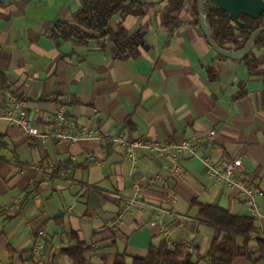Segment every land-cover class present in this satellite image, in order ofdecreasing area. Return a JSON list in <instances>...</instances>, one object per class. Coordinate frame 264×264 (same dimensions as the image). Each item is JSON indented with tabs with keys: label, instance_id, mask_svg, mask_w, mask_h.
<instances>
[{
	"label": "crops",
	"instance_id": "0c3cea01",
	"mask_svg": "<svg viewBox=\"0 0 264 264\" xmlns=\"http://www.w3.org/2000/svg\"><path fill=\"white\" fill-rule=\"evenodd\" d=\"M80 7L79 0H0V264H75L62 250L78 240L92 248L87 264H114L117 253L145 257L163 242L192 244L194 258L207 264L223 233L199 214V204L252 217L257 232L234 237L232 264H264V220L209 178L199 158L185 154L182 173L171 175L170 156L143 151L134 171L120 145L53 136L54 115L69 101L75 134L161 143L199 137V154L242 158L241 176L264 192V58L251 68L246 58L219 55L189 2L178 12L163 2L127 17L140 51L128 59L115 58L111 39L97 33L85 45L55 41V22L74 23ZM121 21L113 17L111 28ZM10 95L26 102L40 136L4 118ZM137 181L144 194L128 207ZM257 201L264 212V195Z\"/></svg>",
	"mask_w": 264,
	"mask_h": 264
},
{
	"label": "trees",
	"instance_id": "16d2710c",
	"mask_svg": "<svg viewBox=\"0 0 264 264\" xmlns=\"http://www.w3.org/2000/svg\"><path fill=\"white\" fill-rule=\"evenodd\" d=\"M81 7L74 23L58 20L51 30L55 41L74 39L79 45H85L94 36L99 34L100 38H110L114 44L113 56L117 59H128L137 56L139 46L136 42V33L130 32L124 25L129 16H144L147 14L145 5L130 0H79ZM185 2H189L198 12L197 0H165L167 9L178 12ZM207 21L216 44L226 50L238 51L244 48L253 32L264 26V14L259 19H253L241 15L243 27L234 24L228 13L220 10L218 6L206 0ZM119 16L117 30H113L110 21ZM168 23V22H167ZM238 31V34L236 32ZM261 53L260 55L258 53ZM264 58V32L255 41V44L246 59L251 62L250 67L260 63V57ZM5 75L0 72V85L6 84ZM199 214L205 221L223 233L220 237L213 239L208 252L209 262L207 264H232L237 254L234 247V237L241 236L246 240L257 232L255 221L249 216H237L230 210L211 204H199ZM259 250L264 258V241H259ZM91 247L79 240L75 245L62 250L74 260L75 264H87L86 254ZM129 259L131 261L129 262ZM114 264H201L200 260L194 258L184 245L171 246L163 242L158 247H151L145 257H129L126 253H117Z\"/></svg>",
	"mask_w": 264,
	"mask_h": 264
},
{
	"label": "built area",
	"instance_id": "2783aa9c",
	"mask_svg": "<svg viewBox=\"0 0 264 264\" xmlns=\"http://www.w3.org/2000/svg\"><path fill=\"white\" fill-rule=\"evenodd\" d=\"M6 114L4 116L11 125L22 129L29 136H40L38 127L36 126L33 119L29 118L26 114L27 104L24 100L15 98L14 96H8L6 99ZM60 107V110L56 115H54V126L53 136L61 142L72 144L83 139V136L96 137L101 140L107 141L109 144H117L124 148L125 158L131 163L132 170L138 169V159L139 153L147 151L151 154H156L158 156L168 155L175 162L173 167L170 169L171 175L182 173V167L179 161L184 157L185 154H191L200 159L206 168V174L209 178L213 179L218 184L228 187L234 190L233 197L238 203H246L249 211L256 219L264 220V212L260 211V206L257 201L258 197L264 195V192L254 187L249 181L244 179L241 174L243 173L244 166L242 158H231L226 157L225 159H220L213 155H201L199 154V149L202 146V139L199 137H194L191 140H185L183 142L170 141L167 143H161L157 139H147L139 138L135 140H128L119 134H103L100 136H93L91 132L88 135L85 134H75L69 131L70 129V118L69 110L67 108V103ZM83 133V131L81 132ZM213 134H209L208 137L211 138ZM160 180V177L152 178V182ZM144 194L143 184L139 181L134 184V196L128 200V207L137 203ZM172 199L173 195H172ZM126 208V211L128 209ZM112 226V223L109 224ZM47 234L46 230H40L38 236H45ZM185 248L188 252L193 255L197 254V250L194 245L187 244ZM39 252V248H36Z\"/></svg>",
	"mask_w": 264,
	"mask_h": 264
},
{
	"label": "water",
	"instance_id": "95a60500",
	"mask_svg": "<svg viewBox=\"0 0 264 264\" xmlns=\"http://www.w3.org/2000/svg\"><path fill=\"white\" fill-rule=\"evenodd\" d=\"M133 2L145 4V5H158L165 0H130ZM220 10L228 13L230 20L238 27H243L244 23L241 21L240 16L246 15L253 19H259L264 14V0H209ZM198 2V15L201 30L204 33L209 45L221 56L233 59L243 60L251 52L256 39L264 32V26L256 29L243 49L234 51L226 50L219 47L213 39L209 22L207 21V7L206 0H197ZM140 35V32H137ZM142 43V42H141Z\"/></svg>",
	"mask_w": 264,
	"mask_h": 264
}]
</instances>
